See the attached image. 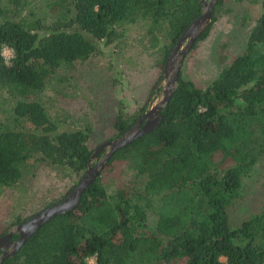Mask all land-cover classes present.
<instances>
[{"label":"trees","instance_id":"obj_1","mask_svg":"<svg viewBox=\"0 0 264 264\" xmlns=\"http://www.w3.org/2000/svg\"><path fill=\"white\" fill-rule=\"evenodd\" d=\"M239 1H215L212 23L192 49ZM256 1L261 10L246 50L206 86L181 69L161 124L117 150L75 210L52 218L2 264H264V205L238 224L230 217L264 165V0ZM203 8L201 0H0V89L12 111L11 120L0 123V185L16 186L45 163L70 176L73 188L95 151L94 130L70 116L54 118L45 91L69 84L67 73L97 55L100 43L120 45L122 28L139 21L149 24L163 71ZM4 47L14 52L10 61ZM146 109H119L116 137ZM116 163L124 165L126 180L114 189L106 176ZM34 214L16 217L0 236Z\"/></svg>","mask_w":264,"mask_h":264},{"label":"rangeland","instance_id":"obj_2","mask_svg":"<svg viewBox=\"0 0 264 264\" xmlns=\"http://www.w3.org/2000/svg\"><path fill=\"white\" fill-rule=\"evenodd\" d=\"M225 10L219 14L208 37L200 40L184 59V75L198 86L211 83L225 63L246 50L248 34L261 6L256 0H241ZM148 25L147 21H139L122 28L124 36L120 45L100 43L97 55L78 63L67 73L69 84L62 87L58 83L55 87L58 92L47 89L43 95L42 99L54 118L64 120L63 116H70L73 123L91 124L94 132L90 146L95 150L100 144L117 138L115 120L119 109L130 114L141 105L149 109L154 97H162L164 83L159 77L163 71L157 65L160 55L158 49L152 47ZM3 54L6 61L14 56L9 47H4ZM155 84L160 85L157 95L151 94ZM6 95L0 89V123L12 118L9 104L4 103L3 96ZM61 125L70 126L68 123ZM101 156L98 155L94 164ZM115 167L106 176L114 189L126 180L122 173L124 165L116 163ZM248 182L250 185L245 188L243 198L230 212L234 224L260 211L264 205V165L259 166L254 178ZM73 185L70 176L45 163H38L30 172H25L16 186L0 185V234L16 217L31 216L41 210L45 201L60 198ZM90 262L95 263L96 258L92 257ZM163 264H184V261Z\"/></svg>","mask_w":264,"mask_h":264},{"label":"water","instance_id":"obj_3","mask_svg":"<svg viewBox=\"0 0 264 264\" xmlns=\"http://www.w3.org/2000/svg\"><path fill=\"white\" fill-rule=\"evenodd\" d=\"M201 1L204 6L203 12L187 27L167 57L163 69L164 77L162 83H164V87L162 89V97H154L150 108L147 109L137 123L124 134L100 144L92 154L85 176L77 182L62 200L37 212L23 223L15 225L5 235L0 236V249L2 250L0 264H2L6 258L16 254L27 240L52 218L75 210L80 204L86 189L95 182L106 163L117 150L130 145L137 138L146 133L152 132L161 124L163 121L162 110L171 99L173 92L178 85L185 57L212 23V11L216 0ZM159 91L160 85L157 87L155 95H157ZM145 118L149 119L144 125H142ZM102 152L104 153L100 160L94 164L95 159ZM13 234H19V239L17 241L11 240Z\"/></svg>","mask_w":264,"mask_h":264},{"label":"flooded vegetation","instance_id":"obj_4","mask_svg":"<svg viewBox=\"0 0 264 264\" xmlns=\"http://www.w3.org/2000/svg\"><path fill=\"white\" fill-rule=\"evenodd\" d=\"M156 92H157V91H156ZM147 109H148V108H147ZM147 109H146V111H147ZM146 111H145V112H146ZM145 112H144V113H145ZM143 115H144V114H143ZM143 115H142V116H143ZM142 116H141V117H142ZM141 117H140V118H141ZM140 118H139V119H140ZM152 118H153V117H152ZM148 119H149V118H145L144 121H143V123H142V125H144V124L146 123V121H148ZM136 123H137V122H136ZM95 161H96V160H95ZM7 233H8V232H7ZM4 235H5V234H4ZM13 235H15V234H13ZM1 236H3V235H1ZM12 237H13V236H12ZM12 237H11V240H12V241H17V240L19 239V236H18L17 239H14V240L12 239ZM1 254H2V252H1Z\"/></svg>","mask_w":264,"mask_h":264}]
</instances>
